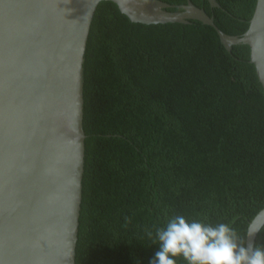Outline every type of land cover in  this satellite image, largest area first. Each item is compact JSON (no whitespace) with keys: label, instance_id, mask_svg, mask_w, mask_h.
Wrapping results in <instances>:
<instances>
[{"label":"trees","instance_id":"16d2710c","mask_svg":"<svg viewBox=\"0 0 264 264\" xmlns=\"http://www.w3.org/2000/svg\"><path fill=\"white\" fill-rule=\"evenodd\" d=\"M161 1L179 11L188 0ZM190 1L236 36L256 4ZM81 92L75 264H149L159 250L156 228L176 215L227 223L246 241L264 207V90L247 44L228 49L196 19L131 21L102 0L86 40ZM254 245L264 246V229Z\"/></svg>","mask_w":264,"mask_h":264},{"label":"water","instance_id":"95a60500","mask_svg":"<svg viewBox=\"0 0 264 264\" xmlns=\"http://www.w3.org/2000/svg\"><path fill=\"white\" fill-rule=\"evenodd\" d=\"M100 1L0 0V264H75L85 138L81 67ZM110 1L131 21L196 19L214 27L228 49L247 44L264 90V0H256L241 36L220 30L190 0L179 11L161 0ZM256 234L246 243L254 245Z\"/></svg>","mask_w":264,"mask_h":264},{"label":"clouds","instance_id":"9594fccd","mask_svg":"<svg viewBox=\"0 0 264 264\" xmlns=\"http://www.w3.org/2000/svg\"><path fill=\"white\" fill-rule=\"evenodd\" d=\"M261 229L264 210L250 222L246 235L252 237ZM147 235L151 238L152 232ZM156 240L159 250L149 264H177L178 257L186 264H264V246L246 243L227 223L213 226L176 215L166 226L156 228Z\"/></svg>","mask_w":264,"mask_h":264}]
</instances>
